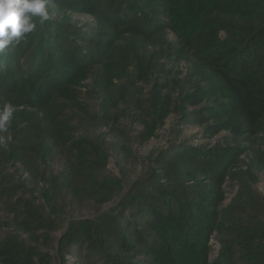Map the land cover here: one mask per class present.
Wrapping results in <instances>:
<instances>
[{"label":"trees","instance_id":"1","mask_svg":"<svg viewBox=\"0 0 264 264\" xmlns=\"http://www.w3.org/2000/svg\"><path fill=\"white\" fill-rule=\"evenodd\" d=\"M47 7L0 51V264H264V0Z\"/></svg>","mask_w":264,"mask_h":264},{"label":"clouds","instance_id":"2","mask_svg":"<svg viewBox=\"0 0 264 264\" xmlns=\"http://www.w3.org/2000/svg\"><path fill=\"white\" fill-rule=\"evenodd\" d=\"M49 2L50 0H0V51L14 40L18 42L25 34L32 32L36 27L35 17H39L41 23L48 20ZM14 111L10 102H5L0 108V131H7ZM0 146H7L2 137Z\"/></svg>","mask_w":264,"mask_h":264},{"label":"rangeland","instance_id":"3","mask_svg":"<svg viewBox=\"0 0 264 264\" xmlns=\"http://www.w3.org/2000/svg\"><path fill=\"white\" fill-rule=\"evenodd\" d=\"M72 22L74 24H83V23H87L89 22V18L88 17H85V16H73L72 17ZM169 38L171 39V37L169 36ZM182 70H184L185 72V67L183 66L182 64ZM173 125V120L171 119H168V121L166 122L165 126L161 129L160 133H161V138L160 140H153L151 141L149 144L147 145H144V146H139L137 144L134 143L133 147H134V150L136 151L137 154H139L140 156H145L147 153L150 152V150H153V149H161V148H164L165 146V142H164V135L167 134V129ZM102 132H104V130H102ZM200 134H201V129L200 128H191V129H188L185 131V136L187 137H194V145H197L198 144H201L203 140H200ZM221 137V135H220ZM106 138V136H105ZM107 140H112L111 137H108L107 136ZM217 139L213 140V141H216ZM203 143H208L207 141H203ZM246 160V159H245ZM109 171L111 173H113L114 175H117L118 172L117 170L115 169V166H114V162L111 160L110 161V165H109ZM60 169V163L56 160H54L53 162V170H56L58 171ZM259 181L256 185H254L253 189L261 194V195H264V176L263 175H259L258 177ZM235 194V191H233L230 187L229 188H226V201H225V204H227L234 196ZM111 206H107L105 208L108 209L110 208ZM92 213V211L88 208V209H85L81 214L83 215V217L85 218H89L90 217V214ZM67 260L69 262V264H74L73 263V259L70 258V257H67Z\"/></svg>","mask_w":264,"mask_h":264}]
</instances>
